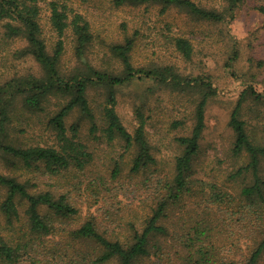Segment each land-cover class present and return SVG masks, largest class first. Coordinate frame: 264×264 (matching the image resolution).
<instances>
[{
  "label": "rangeland",
  "instance_id": "374dc122",
  "mask_svg": "<svg viewBox=\"0 0 264 264\" xmlns=\"http://www.w3.org/2000/svg\"><path fill=\"white\" fill-rule=\"evenodd\" d=\"M49 1L37 0V4L42 37L51 52L57 36L49 22ZM53 1L80 13L88 21L92 33L90 45L78 59L74 53V38L69 30L66 31L60 61L64 73L86 70V65H90L99 71L120 74L122 65L110 47L122 43L126 35L137 33L132 57L134 65H172L184 77L209 76L216 88V93L205 105V127L188 175L192 192L170 208L169 235L152 240L159 252L155 254L156 248H151V255L143 257L139 264H180L174 255L177 238L187 234L196 224L226 231L230 235L229 242L234 245L246 244L247 234L241 230L243 224H239L238 219L242 217L236 209L242 202L241 189L251 185L254 178L250 171L243 169L248 162L247 154L232 152L235 134L229 120L241 98L237 115L245 122L250 137L264 145V98L256 99L249 93L253 89L264 97V13L259 10L264 0H243L233 17L221 22L195 20L179 7H169L162 12L157 4L122 6L113 0ZM194 1L208 9H220L224 3L223 0ZM6 21L0 19V83L19 76L42 77L41 65L24 52L26 40L6 34ZM173 36L189 40L193 48L190 59L183 58L175 50L170 39ZM234 52L236 58L232 60ZM109 90L110 87L103 84L87 89V99L95 115V129L78 108L65 118L67 139L82 143L90 154L82 168L71 165L51 174L43 165L27 169L7 162L0 151L1 174L26 182L31 193L50 191L55 197L63 194L77 209L75 215L63 218L41 206L39 212L55 227L54 234L47 236L30 231L23 200L18 199L19 220L10 223L0 212L3 238L10 245L27 243L26 248L21 249L22 254L27 253L22 264H55L54 256L59 253L76 256L78 249L91 255L95 253L97 249L90 242H77L69 234L89 216L100 230H109V234L122 241L124 221L130 217L141 218L152 206L154 195L150 188L156 177L169 179L172 176L175 157L182 152L177 137L191 133L195 105L203 90H175L151 80L114 88V109L121 123L133 133L140 121L137 113H141L150 153L155 159L154 164L134 173L130 168L135 149H126L122 138L109 137L105 131L102 110ZM65 101L62 96L52 95L41 111H31L23 106L20 97L15 98L3 141L21 147H58L57 131L49 119ZM74 124H77L76 130H70ZM239 169L241 172L237 173ZM259 175L264 181V159L260 162ZM216 191L225 194L223 201L212 202V192ZM4 193L0 188V202ZM251 217L258 219L255 214ZM245 223L247 228L255 227L248 221ZM215 240L222 243L217 235ZM88 264L95 263L89 261ZM102 264H117V260ZM260 264H264V258Z\"/></svg>",
  "mask_w": 264,
  "mask_h": 264
},
{
  "label": "trees",
  "instance_id": "16d2710c",
  "mask_svg": "<svg viewBox=\"0 0 264 264\" xmlns=\"http://www.w3.org/2000/svg\"><path fill=\"white\" fill-rule=\"evenodd\" d=\"M116 5L139 6L157 4L161 11L169 7H179L185 10L195 20L221 22L234 16V11L243 0H223L220 9H208L194 0H113ZM49 22L57 36L54 48L48 51L42 37L39 23L40 9L37 0H0V19H7L4 23L6 34L12 37H23L27 46L26 54L31 55L42 67L43 76L32 75L13 77L0 83V151L7 162L19 164L27 169H38L41 165L51 174L67 169L71 165L82 168L90 154L80 142L69 141L66 136L65 118L75 109L92 122L95 129V115L87 99L89 86L103 84L110 87L106 105L102 116L106 122L105 131L110 135H117L124 141L125 148H133L136 154L132 160L131 172H138L155 163L150 153V146L145 136L144 120L140 121L133 133H129L121 123L114 106L116 103L114 88L134 81L151 80L159 86L170 87L175 90L202 89V95L194 110L195 122L191 133L177 137L182 147L180 155L175 157L172 176L169 179L156 177L151 184L154 195L148 212L141 218H128L122 224V241L117 236L109 234V230H100L92 216L85 219L83 224L70 231V236L77 242H90L96 252L88 253L83 249L76 250V256L59 253L53 257L55 264H102L116 259L117 264H139L143 257L151 255V248H159L152 244L157 237H167L168 212L172 206L192 192V182L188 178L192 161L199 150V141L205 127L204 110L209 97L216 93L209 76L184 77L172 65L137 66L132 61L136 45V34L126 35L122 43L113 44L111 53L117 57L122 65L118 75L99 71L90 65L86 70L64 73L60 68L63 54V37L70 31L74 38V53L81 59L92 41L89 23L80 13L72 11L66 4L57 1L48 2ZM259 10L264 13V6ZM175 50L185 59H190L193 48L188 39L183 36L170 38ZM236 58V52L232 60ZM261 64V62H260ZM249 93L256 99L264 97L250 89ZM52 95L66 99L63 106L49 119V123L56 129L59 139L58 147L44 146H14L3 141L2 137L9 124V111L15 98L20 97L25 108L31 111H41L44 104ZM243 96V95H242ZM241 98L233 109L229 125L232 127L235 140L232 152L235 155L246 153L248 162L243 167L253 175V183L241 189L240 208L236 209L242 231L247 234L248 241L244 245H234L229 242L230 235L226 231L211 225L192 226L187 234L177 238L174 255L180 264H260L264 258V181L260 179L259 166L264 159V145L250 137L245 128V122L239 118L237 111ZM77 124L70 130L75 131ZM241 172L240 169L237 173ZM214 186H212L213 188ZM0 188L4 189V196L0 202V212L8 222L20 219L18 199L26 204L24 211L27 223L32 233L47 236L54 234V226L50 220L39 212L41 206L46 207L58 217H70L77 213V209L66 200L65 195L55 197L50 191L31 193L26 182H20L15 177L0 173ZM212 202L223 201L225 194L220 191L212 192ZM262 203V204H261ZM252 214L258 219H253ZM246 221L255 227L247 228ZM200 223V222H198ZM124 229V230H123ZM217 231V232H216ZM192 234L190 235V233ZM219 236L222 243L215 240ZM27 243L10 245L0 233V264H22L25 254L21 249ZM220 253V257L219 254ZM92 256V258H89Z\"/></svg>",
  "mask_w": 264,
  "mask_h": 264
}]
</instances>
